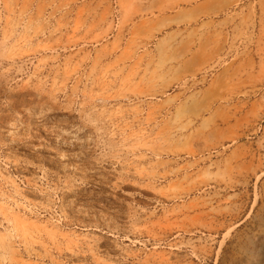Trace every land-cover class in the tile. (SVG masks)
I'll return each mask as SVG.
<instances>
[{
	"label": "rangeland",
	"instance_id": "374dc122",
	"mask_svg": "<svg viewBox=\"0 0 264 264\" xmlns=\"http://www.w3.org/2000/svg\"><path fill=\"white\" fill-rule=\"evenodd\" d=\"M0 264H264V0H0Z\"/></svg>",
	"mask_w": 264,
	"mask_h": 264
}]
</instances>
